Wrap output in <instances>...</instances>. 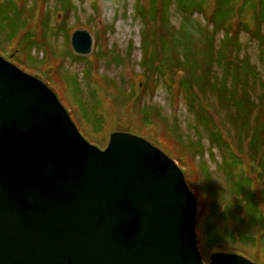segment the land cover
I'll return each mask as SVG.
<instances>
[{
	"label": "water",
	"instance_id": "95a60500",
	"mask_svg": "<svg viewBox=\"0 0 264 264\" xmlns=\"http://www.w3.org/2000/svg\"><path fill=\"white\" fill-rule=\"evenodd\" d=\"M69 42L77 56L94 43L86 29ZM196 214L158 147L122 131L90 144L45 84L0 56V264H204Z\"/></svg>",
	"mask_w": 264,
	"mask_h": 264
},
{
	"label": "rangeland",
	"instance_id": "374dc122",
	"mask_svg": "<svg viewBox=\"0 0 264 264\" xmlns=\"http://www.w3.org/2000/svg\"><path fill=\"white\" fill-rule=\"evenodd\" d=\"M14 1L19 5L23 2L21 7L23 12L20 16H25L27 22L23 30L17 32L14 37L13 29L16 27L14 23L15 19L16 23L18 20L17 11L14 13L13 7L4 12L0 10V56L24 73L44 83L56 95L76 128L88 142L93 144L95 141L100 147L105 146L110 134L115 131L144 137L161 149L178 167L185 170V182L196 195L199 192L197 187L200 189L203 184L202 175L198 181L197 166L204 165L211 172L213 187L224 191L221 209L229 206L230 210L235 213L234 207L230 204L238 196L225 189V184L230 181L227 176H223L220 168L221 162L228 155L227 152L232 153L239 156L242 161V169L236 170L237 174L241 173L250 178L251 190L258 191L264 176L260 182L257 180V172L255 173L257 163H253L252 167V163L247 159L246 151L247 139L250 138L248 133L251 132V128L258 130L259 139L264 137V37L261 34L250 37L244 30H241L239 47L235 52L228 51L230 58L243 59L253 65L257 71L255 79L244 72H241L239 76L238 94L241 92V87H244L245 92L242 97L246 98L249 95L250 99L260 101L258 105H261V110L253 109L248 121L247 112L242 106L240 113L237 112L234 102L236 96L232 94L231 89H228V94L234 101H230L231 110L228 108L226 111H219L215 108V101L212 100L213 98L208 99L210 95L207 90L204 91L203 85L196 87V92L192 88L195 99L193 98L191 102H189L191 98L188 94L178 89L181 74L175 73L173 69L167 70V68L176 61V58H180L181 47H185L189 54L195 52L197 65L205 67L211 65L209 57L204 54L202 47L197 45L198 41L184 44L182 41L178 42L175 34L166 36L155 48V51L161 50L163 59L161 66L157 68L153 64L154 58L147 57L151 52V45L142 41L143 24L136 16L135 0H69L67 6L62 2L63 0ZM141 4L144 8L149 6L148 0H142ZM212 5L213 0H208L206 22ZM62 9H64L63 13ZM181 14L182 12H176L173 9V0H171L169 19L174 28L182 22ZM193 18L199 19L204 25L202 15L194 14ZM44 21L49 25L47 33H44ZM81 28L87 29L91 35L94 31L97 35H104L106 43V45L102 44V37L98 41L97 36L93 35L95 39L91 53L88 56H81L87 58L86 60L75 59L70 55L73 52L70 48L69 36L73 30ZM103 28L106 29L104 34ZM207 28L211 31L208 23ZM159 30V28L156 29V32ZM6 34L10 36L9 39L6 38ZM25 36L27 37L23 39L22 37ZM221 36V32L215 35V49L219 47L218 41ZM12 37H14L13 40ZM18 43L21 44L20 47L22 44H27V48L17 51ZM105 49H108L109 53L114 54L116 58L111 56V58H102L97 61L94 53L97 50L102 53L101 50ZM152 50H154L153 46ZM141 57L146 58L145 65L139 63ZM90 69L94 70V75L91 76L93 87L87 81L86 73ZM213 69L214 78L217 80L222 78L224 69L220 65ZM146 75L149 76L147 80H145ZM233 75L234 73L228 74V85H231ZM101 78H105V81L106 79L111 80V84L107 81L102 82ZM191 82L197 83L198 79L192 78L187 83ZM200 82L204 84L205 79L201 78ZM216 84L222 85V89L226 87V82L217 81ZM73 86L79 89L76 94ZM234 86L237 88L236 84ZM137 104L140 106L143 104V115L150 116L147 121L141 120L136 108ZM231 111H233L232 114H230ZM156 114L159 116H154ZM227 115H235L238 118L237 124L242 121V118L246 119L245 128L247 126L248 128L245 131V138L237 135L235 129L226 120ZM200 118L206 123L199 121ZM97 119L101 127L94 126L97 125ZM141 122L150 125L145 126ZM169 127L176 128L174 135L166 132ZM215 129L220 133L228 150H223L211 142V130L215 132ZM176 134L184 142L198 144L200 149L195 152L190 150L191 153H188L175 140ZM196 152L199 155H196ZM213 187L210 186L209 189ZM257 195L259 196V193ZM239 205L241 207L237 214L242 217L245 215L242 199ZM262 214L264 216V211ZM195 229H197L198 250L204 264H208L211 254L236 252V246H240L248 254L245 257L255 264H264L263 247L243 243L241 245L228 239L222 242L218 239L221 233H207L208 237L205 239L202 233V222H197ZM216 235L215 243H222L212 246L210 244L213 243Z\"/></svg>",
	"mask_w": 264,
	"mask_h": 264
},
{
	"label": "trees",
	"instance_id": "16d2710c",
	"mask_svg": "<svg viewBox=\"0 0 264 264\" xmlns=\"http://www.w3.org/2000/svg\"><path fill=\"white\" fill-rule=\"evenodd\" d=\"M207 1L208 0H173V9L176 12H182L181 16L183 17L182 22L179 23L176 28H174L171 25L169 19L171 0H148V8H144L142 6V0H135V13L137 18H139L143 24V28L141 30V35L143 37L142 41L148 42V44L151 45V52L147 57L154 58L153 64L159 68L163 59L161 56V50L155 51V48L158 44L162 43L163 38L171 34L177 35L178 42L182 41L184 44H192L195 43V41H198L197 45L202 47V51L206 56L209 57L211 65H206V67L197 65L195 61V52L189 54L188 51L185 50V47H181L180 52H182V54L180 55V58H176V61L167 68V70L173 69L175 73H181V77L178 80L179 84L177 85L178 89H180L181 92L183 90L185 93H187L191 98L189 102H191V100L194 98L192 94V88L196 92V87L203 85L204 91L207 90L210 95L208 99L213 98L212 100L215 101V108L219 111H226L228 108L230 109V104L232 101H234L233 98L228 94V89H231L232 94L236 96V100L234 102L235 107L237 106V112L240 113V108L242 106L243 110L247 112V119L249 121L250 117L252 116L251 113L253 109L256 108L257 111L259 109L261 110V105H258L260 101H254L253 99H250L249 95L246 98L242 97L245 92L244 87H241V92L238 94V89L240 86L239 76L241 72H244L246 75L250 74L251 77L255 79L257 78V71L253 65L249 64L243 59L230 58L228 51L233 50V52H235L239 47V33L241 30H244L250 37H256V34L258 33L264 37V0H213L212 9L206 17V22L205 15L209 7V3L208 7H206ZM62 2L66 3L67 6L69 0H63ZM22 3L23 2H21V5H19L16 4V1L14 0H0V10L2 12L8 10L11 7H13L14 13L17 11L16 15H18V20L16 23L15 19L14 23V27L16 26L13 29L14 37L16 36L17 32L23 30L27 22L25 20V16H20V14L23 12L21 9L23 5ZM66 6L61 7L64 8ZM63 11L64 9H62V13ZM194 14L202 15L204 19V25L199 19L193 18ZM44 22L46 23V26L45 23L43 25L44 33H47L49 30V25L48 22ZM207 23L211 26V31L208 30ZM158 28L160 30L159 32H156V29ZM105 31L106 29L103 28V34ZM218 32H221L222 36L218 41L219 47L215 49V35ZM96 33L97 32L94 31L93 35L95 37L97 36L98 41L99 38L102 37V44L106 45L104 35H97ZM10 34L11 32L9 35ZM9 35L6 34V38L9 39ZM14 37L11 39L13 40ZM26 37L27 36L22 38L25 39ZM20 46L21 44L18 43L17 51L19 49L23 50L27 48V44H22V47ZM152 46L154 47V50H152ZM101 51L102 53L99 50L94 53L95 59H97V61L102 58H111V56L112 58H116L114 54L111 55V53H109L108 49ZM70 55L74 56L75 59H87L85 57L76 56L73 54ZM145 59L146 58L141 57L139 63L145 65ZM219 65L224 69V74L222 75V78L217 80L214 78L215 73L213 68L218 67ZM93 73L94 70L92 71L91 69L86 73L88 77V84L91 86L93 85L91 84L93 83L91 79V76L93 77L94 75ZM233 73L234 78H231V85H228V74ZM148 77L149 76L146 75L145 80H147ZM192 78H197L198 82H191L188 84L187 82H189ZM201 78L205 79L204 84H201ZM101 81H107L111 84V80L106 79L105 81V78H101ZM217 81L226 82L225 89L221 88L222 85L218 86L216 84ZM235 84L237 85V88H235ZM73 90L76 94L77 90L79 89L77 86L75 88L73 86ZM79 106L80 105H78V107ZM136 108L139 115L141 116V120L143 119V121H147L150 116L147 117L143 115V104H141V106L137 104ZM232 113L233 111H231L230 114ZM154 116H159V114ZM225 118L235 129L237 135H242V137L245 138V131L248 128V126L245 128L246 119L242 118V121L237 124L238 118H236L235 115H227ZM199 121L206 123L201 118ZM141 123H143L145 126L150 125L144 122ZM96 124L97 125L94 126L101 127V125H98V119L96 120ZM249 124L251 123L249 122ZM243 130L244 132H242ZM166 132L174 135L176 128L169 127L167 128ZM248 134L250 135V138L247 139V159L252 163V167L253 163H257V171H255V173L257 172L256 178L260 182L264 176V137L263 139H259L258 130L252 128L251 132ZM174 137L180 146L188 153L195 152L200 149L198 144H193L191 142L187 143L184 142L183 139L182 141L181 137L177 134ZM210 138L213 144H216L223 150H228L225 142L222 141L220 133L216 129L215 132L211 130ZM94 143H96L95 145L99 144L95 141ZM98 147L100 146L98 145ZM101 147L103 148L104 146ZM197 154L199 155L198 152H196V155ZM227 154L228 155H226V158L223 160V162H221L220 168L224 172L223 173L221 171L223 176H227L230 181V183L225 184V189L231 192V194L238 196L235 197L234 202L230 204L234 207L235 213L230 210L229 206H224V208L221 209L225 195L224 191L221 188L216 189L213 187L211 172H209L208 168H206L204 165H199V167L197 166L198 181L201 179L200 176L202 175L203 184L200 186V189L197 187L199 190L197 195L192 191L198 203L196 224L197 222L203 223L202 233L204 234L205 239L208 237L207 233H221L218 235V239L222 240V242H225L228 239L233 243L237 242L241 245H257L258 247H263L264 251V216L262 214V211H264V179H262V183H260L261 187L258 189V191H252L250 178L242 175L241 173L237 174L236 172V170L238 171L242 169L241 158L232 153L230 154L227 152ZM189 155L191 157V154ZM184 173L185 170H183V174ZM185 176L187 175L185 174ZM188 179L190 180L189 177ZM210 186L213 188L209 189ZM189 189H191V187H189ZM258 193L259 196L257 195ZM240 199L243 200V206L245 208V215L242 217H239L237 214L238 209L241 207L239 205ZM216 237L217 235L214 237V241L210 245L216 246L217 244L222 243H215ZM236 253L243 256L248 255L243 249L240 248V246H236Z\"/></svg>",
	"mask_w": 264,
	"mask_h": 264
}]
</instances>
